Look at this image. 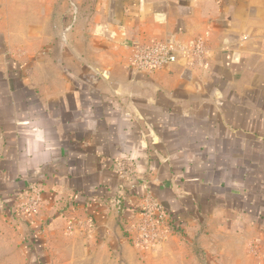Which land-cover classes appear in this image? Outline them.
Returning <instances> with one entry per match:
<instances>
[{
    "label": "crops",
    "instance_id": "1",
    "mask_svg": "<svg viewBox=\"0 0 264 264\" xmlns=\"http://www.w3.org/2000/svg\"><path fill=\"white\" fill-rule=\"evenodd\" d=\"M59 3L0 0V188L34 186L45 199V181L93 201L113 190L119 167L133 177L135 166L162 191L211 184L216 239L235 262L264 260V0H93L46 34L66 39L53 57L43 26L59 23ZM154 44L176 60L139 72L135 55ZM223 204L233 221L217 218ZM88 214L110 240L114 212Z\"/></svg>",
    "mask_w": 264,
    "mask_h": 264
},
{
    "label": "rangeland",
    "instance_id": "2",
    "mask_svg": "<svg viewBox=\"0 0 264 264\" xmlns=\"http://www.w3.org/2000/svg\"><path fill=\"white\" fill-rule=\"evenodd\" d=\"M92 3L93 0H74L80 6L77 7L70 0H60L52 7L60 21L44 22L43 41L48 44L42 51L54 52L53 57L61 54L60 45L66 39L53 40L46 34L56 27L67 29L76 16L82 19V11L92 10ZM18 44L14 40V45ZM149 151L157 157L154 147ZM129 168L119 167L113 190L93 201L83 193L75 202L74 195L45 181V199L33 190L34 186L24 188L16 183L7 190L9 184H4L0 188V264H264V260L235 262L232 255L228 256L231 248L216 239V230L211 227L217 220L213 216L211 193L215 188L211 184L181 183L188 190V198L184 199L180 183L169 182V188L162 191L158 188L163 184L156 177L153 184L146 183L141 167L133 168V174L137 173L133 177ZM190 170L193 173L194 168ZM192 173L187 176L193 177ZM152 174L157 176V172ZM73 185L74 190H85L82 183ZM52 191L57 192L56 197L51 196ZM167 194L173 198L168 199ZM255 201L264 206L263 199ZM88 208L114 212L116 225L108 233L110 240H102V234L87 224L85 219H91ZM222 208L217 218L233 221L236 211L228 210L225 204ZM229 245L235 244L230 241Z\"/></svg>",
    "mask_w": 264,
    "mask_h": 264
},
{
    "label": "built area",
    "instance_id": "3",
    "mask_svg": "<svg viewBox=\"0 0 264 264\" xmlns=\"http://www.w3.org/2000/svg\"><path fill=\"white\" fill-rule=\"evenodd\" d=\"M176 60L167 46L154 44L138 50L134 58V67L139 72H153Z\"/></svg>",
    "mask_w": 264,
    "mask_h": 264
}]
</instances>
